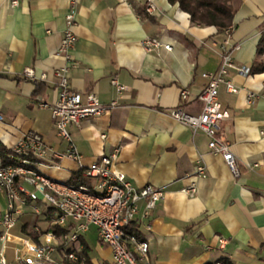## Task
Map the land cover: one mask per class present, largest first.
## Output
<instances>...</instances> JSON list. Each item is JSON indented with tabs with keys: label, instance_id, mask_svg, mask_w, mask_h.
I'll use <instances>...</instances> for the list:
<instances>
[{
	"label": "crops",
	"instance_id": "obj_1",
	"mask_svg": "<svg viewBox=\"0 0 264 264\" xmlns=\"http://www.w3.org/2000/svg\"><path fill=\"white\" fill-rule=\"evenodd\" d=\"M11 1L0 0V145L10 149L32 132L56 153L37 159L40 172L68 181L78 171V163L63 156L69 143L57 137L49 109L58 93L53 71L67 66L74 90L94 93L103 105L117 98L115 107L70 126L81 163L87 166L119 147L115 167L129 181L165 190L150 218L151 230L138 227V236L148 242L149 262L264 264V73L243 75L233 69L229 77L238 91L219 90L230 114L219 121L220 133L230 143L237 176L209 151L202 132L193 134L169 114L178 106L199 114L202 103L196 97L207 82L202 73L218 69L222 45L233 49L237 66L250 68L264 29V0H240L228 35L215 26L193 24L168 0H79L70 61L57 53L68 0ZM148 3L154 5L152 14L143 12ZM146 39L161 45L147 49ZM27 67L35 78L24 76ZM42 73L48 78L41 79ZM112 77L126 87L119 97ZM182 89L188 94L180 100ZM197 161L205 167L204 177H193ZM191 181L194 197L181 192ZM5 207L0 190V213ZM41 211L34 215L28 209L12 233L37 240L33 227L49 228ZM92 227L75 246L79 252L82 239L91 264H105L111 249ZM4 257L6 264H26L16 258L12 242ZM33 264L48 263L35 259Z\"/></svg>",
	"mask_w": 264,
	"mask_h": 264
},
{
	"label": "built area",
	"instance_id": "obj_2",
	"mask_svg": "<svg viewBox=\"0 0 264 264\" xmlns=\"http://www.w3.org/2000/svg\"><path fill=\"white\" fill-rule=\"evenodd\" d=\"M78 2L79 0H68L65 28L57 49V53L67 61L71 60L70 51L77 38L73 27ZM11 5H16V0H12ZM145 10L148 14L154 13V5L148 3ZM229 31L225 30L226 35ZM158 45L161 44L157 39L145 40L147 49ZM163 47L169 49L168 44ZM232 53L233 49L222 45L218 69L202 73L207 82L196 97L202 103L199 114L187 113L179 106L170 109L169 114L187 126L193 134L202 132L208 139L209 151L221 156L231 173L237 176L238 169L230 143L220 133L219 121L229 118L230 114L219 101V90L224 86L226 91L236 93L238 87L229 77V72L236 69L247 75L249 68L237 66ZM53 75L57 79L58 93L49 109L57 137L69 143L63 156L78 163V171L82 177L91 180V185L70 184L40 172L36 167L37 159L51 156L54 152L50 151L38 134L26 133L5 156L0 153V190L6 198V207L0 213V264H6L4 250L9 242L14 243L16 258L26 264H33L35 259L44 260L48 264L56 261L73 264L78 259L75 244L92 226L97 229L100 240L111 249V259L105 264H152L147 258L148 242L138 236V227L141 226L145 231L151 230L150 218L156 205L164 198V188L151 184L135 186L129 181L125 173L115 167L119 147L84 166L81 155L70 138V126L78 125L84 119L97 117L108 108L115 107L117 98L108 105H103L94 93L82 94L74 90L69 81L67 66L56 69ZM24 76L35 78L33 69L27 67ZM40 78L47 79L48 75L42 73ZM110 83L118 97L126 89L115 77L110 79ZM187 94L188 91L182 89L180 100ZM256 165L255 163L254 166ZM204 175L205 167L197 161L193 177ZM181 192L194 197L195 181L183 187ZM41 208L45 209V215L49 218V228L42 231L34 226L33 230L39 234L37 240L26 234L17 236L12 233V229L28 209L34 215H39ZM128 228H133V231ZM219 241L223 243L222 239Z\"/></svg>",
	"mask_w": 264,
	"mask_h": 264
},
{
	"label": "trees",
	"instance_id": "obj_3",
	"mask_svg": "<svg viewBox=\"0 0 264 264\" xmlns=\"http://www.w3.org/2000/svg\"><path fill=\"white\" fill-rule=\"evenodd\" d=\"M171 4H177L178 7L187 12L190 21L193 24L201 26H215L218 32H224L226 29L231 30L233 27V16L236 12L240 0H168ZM145 12V7L143 8ZM249 73H264V29L260 33L259 40L256 45L255 56L249 68ZM10 149L0 145V153L5 156ZM70 184L91 185L89 178L82 177L80 172L74 173L67 181ZM133 231V228H128ZM36 238V235L33 234ZM82 248L77 252V262L73 264H91L89 258V247L81 239ZM224 264H233L229 260H224Z\"/></svg>",
	"mask_w": 264,
	"mask_h": 264
},
{
	"label": "rangeland",
	"instance_id": "obj_4",
	"mask_svg": "<svg viewBox=\"0 0 264 264\" xmlns=\"http://www.w3.org/2000/svg\"><path fill=\"white\" fill-rule=\"evenodd\" d=\"M92 228H95V227H92Z\"/></svg>",
	"mask_w": 264,
	"mask_h": 264
}]
</instances>
